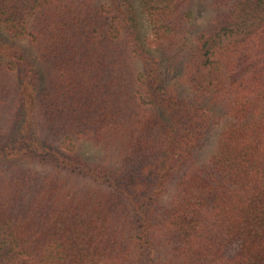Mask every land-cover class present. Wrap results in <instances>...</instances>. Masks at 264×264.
<instances>
[{"label": "trees", "instance_id": "trees-1", "mask_svg": "<svg viewBox=\"0 0 264 264\" xmlns=\"http://www.w3.org/2000/svg\"><path fill=\"white\" fill-rule=\"evenodd\" d=\"M0 29L37 53L0 34V264H264V0H0Z\"/></svg>", "mask_w": 264, "mask_h": 264}, {"label": "rangeland", "instance_id": "rangeland-1", "mask_svg": "<svg viewBox=\"0 0 264 264\" xmlns=\"http://www.w3.org/2000/svg\"><path fill=\"white\" fill-rule=\"evenodd\" d=\"M211 17V14L206 11L205 6L200 2L197 4L195 8V14L192 21V27H193V33L199 32L203 30L207 26V21ZM143 32H146V34H149V29H147V25H143ZM0 34L4 37L11 39L9 34L5 32L4 30L0 29ZM12 40V39H11ZM12 41L18 42L24 49H26L31 55L36 56V50L33 48V46L30 44L28 40H16L13 39ZM194 41H191V45H193ZM139 69V66H138ZM176 76L175 73L169 72L167 74L166 72V80L168 82L176 84ZM78 154L81 156V158L87 160L88 162H93L95 164H104L106 162L107 153L105 149L99 145H96L95 143L87 140H82L78 142ZM36 171H42L43 168L40 166H36ZM65 176V174H64ZM67 178V177H65ZM70 179V178H69ZM72 180H82L79 178H72ZM166 253V252H164ZM163 253V256H166ZM167 258V257H165Z\"/></svg>", "mask_w": 264, "mask_h": 264}]
</instances>
